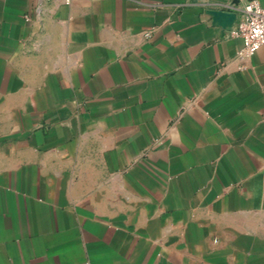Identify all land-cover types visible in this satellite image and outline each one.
<instances>
[{
	"label": "crops",
	"instance_id": "1",
	"mask_svg": "<svg viewBox=\"0 0 264 264\" xmlns=\"http://www.w3.org/2000/svg\"><path fill=\"white\" fill-rule=\"evenodd\" d=\"M243 5L0 0V264H264Z\"/></svg>",
	"mask_w": 264,
	"mask_h": 264
},
{
	"label": "built area",
	"instance_id": "2",
	"mask_svg": "<svg viewBox=\"0 0 264 264\" xmlns=\"http://www.w3.org/2000/svg\"><path fill=\"white\" fill-rule=\"evenodd\" d=\"M240 11L239 20L231 36L241 40L242 47L237 56L239 60L246 61L264 46V5L256 0H244Z\"/></svg>",
	"mask_w": 264,
	"mask_h": 264
}]
</instances>
